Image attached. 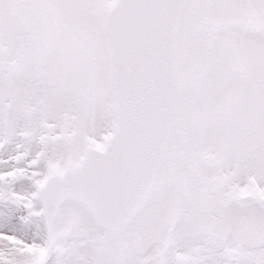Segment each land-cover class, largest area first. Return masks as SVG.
<instances>
[{
  "label": "snow or ice",
  "instance_id": "6c2138e0",
  "mask_svg": "<svg viewBox=\"0 0 264 264\" xmlns=\"http://www.w3.org/2000/svg\"><path fill=\"white\" fill-rule=\"evenodd\" d=\"M0 264H264V0H0Z\"/></svg>",
  "mask_w": 264,
  "mask_h": 264
}]
</instances>
